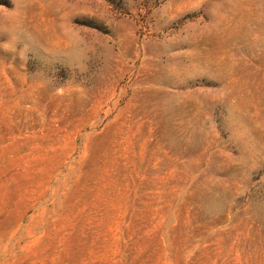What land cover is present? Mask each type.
<instances>
[{
  "label": "rangeland",
  "instance_id": "obj_1",
  "mask_svg": "<svg viewBox=\"0 0 264 264\" xmlns=\"http://www.w3.org/2000/svg\"><path fill=\"white\" fill-rule=\"evenodd\" d=\"M0 264H264V0H0Z\"/></svg>",
  "mask_w": 264,
  "mask_h": 264
}]
</instances>
